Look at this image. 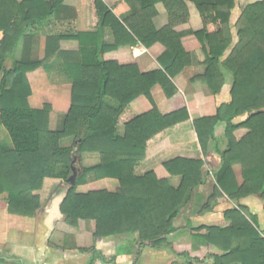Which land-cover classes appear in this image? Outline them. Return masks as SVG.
I'll list each match as a JSON object with an SVG mask.
<instances>
[{"label":"trees","instance_id":"16d2710c","mask_svg":"<svg viewBox=\"0 0 264 264\" xmlns=\"http://www.w3.org/2000/svg\"><path fill=\"white\" fill-rule=\"evenodd\" d=\"M63 1L0 0V127L12 144L9 150L0 145V197L5 196L7 212L34 218L42 208L36 193L44 180H60L64 187L58 196L67 191L58 204L61 222L73 229L80 221L94 222L95 241L127 238L136 248L137 264L143 250L168 246L181 209L210 179L211 193L198 215L228 201L236 203L222 213L226 227L193 229L206 230L199 238L221 253L213 256V264H264V237L257 219L239 204L256 196L264 211V0H249L234 26L230 18L237 0H191L202 29L183 33L175 31L189 16L182 0H125L138 6L123 21L102 0H86L87 26L94 31L85 33L57 20ZM158 3L168 14V24L160 30L153 26ZM105 29L113 35L110 46L103 41ZM34 36L46 37L47 56L50 44L59 41L91 49L92 57L84 63L72 54L63 55L62 74L71 93L59 131L49 129V105L32 109L28 103L26 76L41 63L14 60L5 66L19 40ZM156 44L164 48L157 59L159 70L141 73L135 64L104 59L122 47L150 49ZM194 63L204 72L191 82L206 84L210 94L187 96L186 107L162 115L152 90L159 87L171 99L177 93L173 79ZM229 80L230 100L217 104ZM141 97L151 109L139 115L131 104ZM220 124L223 147L215 139ZM68 138L72 147H62L60 142ZM211 150L220 159L219 168L211 172L204 159L185 157L201 153L206 158ZM82 154H97L99 163L81 168L72 184L69 178ZM88 179L112 180L118 187L77 193ZM174 255L186 258L183 264H196L187 254Z\"/></svg>","mask_w":264,"mask_h":264},{"label":"crops","instance_id":"0c3cea01","mask_svg":"<svg viewBox=\"0 0 264 264\" xmlns=\"http://www.w3.org/2000/svg\"><path fill=\"white\" fill-rule=\"evenodd\" d=\"M119 21L128 18L133 10L138 6L135 1L125 0L113 3L111 0H102ZM188 10V20L175 28L177 33L197 32L202 29V22L197 9L191 0H182ZM249 0H237L236 6L231 12L230 24L234 26L242 8ZM157 16L153 19V26L160 30L168 24V14L162 3L155 6ZM56 18L60 22H71L77 32L85 33L94 31L87 26L86 20V0H64L58 8ZM234 42L235 30L232 28ZM103 41L106 45L113 44V35L110 29L103 31ZM47 39L45 36L23 37L19 40L13 58L5 63L9 68L12 62L21 60L38 61L40 68L27 74V81L30 86L31 95L28 98L29 106L32 109H41L44 105L51 107L49 114V129L59 131L62 128L65 116L70 107L71 84L66 81L62 74L63 55L65 53L76 56L82 63L89 61L92 57L91 49H82L76 41H59L51 43L47 53ZM164 48L160 44L154 45L150 49H145L141 45L122 47L105 54L106 61H115L120 65L135 64L141 73H148L159 70L158 57L163 53ZM204 72L202 66L194 63L186 68L181 74L173 79L177 88V93L171 99H166L159 87H155L151 96L162 115L169 114L186 107V97L194 94L207 96L210 94L206 84L196 82L191 79ZM230 84H225L221 92L217 95V104L228 103ZM132 109L137 114H144L151 109L149 102L141 97L131 104ZM224 131V124L219 125L216 130ZM7 133V132H6ZM216 133V131H215ZM118 134H123V127H118ZM8 135V134H7ZM67 147H72L73 140ZM223 140V139H222ZM223 143V141H221ZM0 145L4 149H12L9 136L5 135L4 129L0 127ZM61 145V142H60ZM223 146V144H222ZM187 158L204 159L208 170L211 172L215 167L219 168V156L210 151L204 158L201 153L195 155H185ZM79 160L85 163L82 168H89L99 163L97 154H82ZM87 163V164H86ZM212 167V168H211ZM240 173L239 167L234 168ZM60 180L45 179L42 189L36 194L40 197L42 208L34 218H24L9 214L5 196L0 197V264H134L136 248L124 237H110L95 241L93 237L95 224L92 221H80L77 229H73L61 222V217L56 213V201L59 198L58 192L49 204H44L42 195L48 187L52 189L60 184ZM97 184L104 186L101 190L114 191L118 185L112 180L87 182L78 186L77 193L85 194L94 190ZM211 180L193 192L191 199L181 209L180 214L174 221L176 232L167 238L176 246V254H187L190 259H196V264H213V256L221 253L203 242L199 236L205 235L206 230L195 232L198 227H226L223 220V211L231 208L236 203L226 202L213 211L204 215H198V211L204 205L211 193ZM239 204L248 208L251 215L257 219L260 233L264 237V211L262 202L256 196H251L239 201ZM261 213L263 214L261 216ZM153 252V253H151ZM163 249L142 251L137 264H160ZM154 254L153 258L151 255ZM184 257H177L176 259ZM114 259V260H113ZM175 261H170L171 264ZM176 262L180 263L178 260Z\"/></svg>","mask_w":264,"mask_h":264},{"label":"rangeland","instance_id":"374dc122","mask_svg":"<svg viewBox=\"0 0 264 264\" xmlns=\"http://www.w3.org/2000/svg\"><path fill=\"white\" fill-rule=\"evenodd\" d=\"M228 84H230V80L228 81ZM243 119H244V117L238 118L236 120V122L241 121ZM222 126H223V124H220L219 128H221ZM4 132H5V135L8 137V135H7L5 130H4ZM215 139L217 140V142H219L220 147H223L222 146L223 143L221 142V141H223L222 140L223 139V133L221 132V130H218V129L216 130ZM68 144H70V141L67 140V139H63L61 141V146L62 147H67ZM84 164L85 163L80 161L79 158L77 157V159L75 160L74 167H76L78 170L81 171V168H82V166ZM80 171H79L78 175L80 174ZM235 171H236L237 176L240 178V173L238 172V170L236 169ZM63 187H64V185L61 182H60L59 185H57L53 189L51 187H48L46 189L47 191H44L42 193V195H43V197L45 199V203L44 204L46 205V204H49L50 202H52V199L55 197V193H57V191H58L56 189H62ZM103 188H104L103 185L97 184L96 187H94L93 189L94 190H101ZM262 215L263 214L261 213V216ZM176 252H178V250H177L176 246L172 243V240L170 239V242L168 243V246L163 248V252L160 254V256L163 258L162 262L160 264H168V262H170V261H175V262H172L171 264H183V263H185L184 259H182V258L176 259V256L174 255V254H176ZM151 253H153V252H151ZM153 256H154V254L151 255V258L154 260ZM176 260H178L180 263L176 262Z\"/></svg>","mask_w":264,"mask_h":264},{"label":"water","instance_id":"95a60500","mask_svg":"<svg viewBox=\"0 0 264 264\" xmlns=\"http://www.w3.org/2000/svg\"><path fill=\"white\" fill-rule=\"evenodd\" d=\"M78 173H79V170L78 169H72V175H71V177L69 178V182H71L72 184H75V180H76V178H77V175H78ZM67 195V191H65L64 193H63V195L62 196H60L58 199H57V201L55 202L56 203V213H57V215L59 216V217H61V215H60V212H59V208H58V204H60L61 202H62V200L64 199V197Z\"/></svg>","mask_w":264,"mask_h":264}]
</instances>
